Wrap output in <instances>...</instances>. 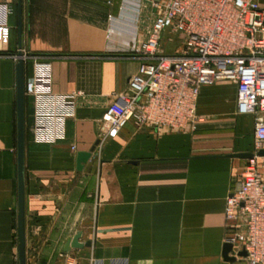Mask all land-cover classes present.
I'll return each mask as SVG.
<instances>
[{
    "label": "crops",
    "instance_id": "obj_1",
    "mask_svg": "<svg viewBox=\"0 0 264 264\" xmlns=\"http://www.w3.org/2000/svg\"><path fill=\"white\" fill-rule=\"evenodd\" d=\"M0 264L18 261V0H0ZM155 10L140 0H22L25 83L50 62V91L25 99L26 264H247L225 259L226 199L255 151V115L237 109L230 82L203 86L195 132L101 121L128 90ZM181 37V36H179ZM182 38V37H181ZM264 119V113L261 114ZM91 159L77 169V155ZM264 180V157L257 159ZM81 233L90 247L64 254Z\"/></svg>",
    "mask_w": 264,
    "mask_h": 264
},
{
    "label": "built area",
    "instance_id": "obj_2",
    "mask_svg": "<svg viewBox=\"0 0 264 264\" xmlns=\"http://www.w3.org/2000/svg\"><path fill=\"white\" fill-rule=\"evenodd\" d=\"M155 10L146 40L132 57L139 61L128 90L116 97L101 121V135L115 138L125 122L195 132L203 118L197 103L203 86L230 82L237 87V109L255 115L254 158L240 177L241 187L226 199L227 243L246 252L247 264H264V180L258 152L264 149V0H140ZM0 41L10 38L4 9ZM166 35L181 36L180 49L163 51ZM18 62L17 55L13 56ZM23 59H28L24 54ZM51 63L34 60L25 94L50 91ZM65 264H76L68 259Z\"/></svg>",
    "mask_w": 264,
    "mask_h": 264
},
{
    "label": "water",
    "instance_id": "obj_3",
    "mask_svg": "<svg viewBox=\"0 0 264 264\" xmlns=\"http://www.w3.org/2000/svg\"><path fill=\"white\" fill-rule=\"evenodd\" d=\"M18 16H19V58L17 62V155H18V261L19 264H26V234H25V60L22 52V0H18ZM96 147L90 152H80L77 155V169L82 170L84 165L91 159ZM258 157H264V149L259 151ZM250 160L254 158L253 153L235 154L230 156ZM241 184H239L238 190ZM81 233L77 234L73 239H70L63 248L64 254L70 253L72 250L90 247L91 242L81 243ZM246 252H234V246L227 243L224 249V257L226 260L235 262L236 257H246Z\"/></svg>",
    "mask_w": 264,
    "mask_h": 264
},
{
    "label": "rangeland",
    "instance_id": "obj_4",
    "mask_svg": "<svg viewBox=\"0 0 264 264\" xmlns=\"http://www.w3.org/2000/svg\"><path fill=\"white\" fill-rule=\"evenodd\" d=\"M166 42L163 44V51L167 54L177 52L182 45V38L179 36L166 35Z\"/></svg>",
    "mask_w": 264,
    "mask_h": 264
}]
</instances>
